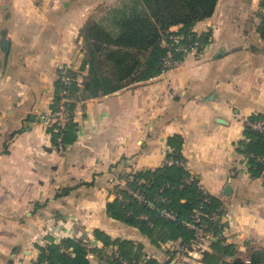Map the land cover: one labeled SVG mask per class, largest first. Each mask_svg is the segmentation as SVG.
Masks as SVG:
<instances>
[{
	"label": "crops",
	"instance_id": "crops-1",
	"mask_svg": "<svg viewBox=\"0 0 264 264\" xmlns=\"http://www.w3.org/2000/svg\"><path fill=\"white\" fill-rule=\"evenodd\" d=\"M138 1L0 0V264H33L39 246L66 238L118 255V245L105 246L97 231L132 241L147 259L167 264L180 241L155 243L107 207L121 198L119 190L140 181L137 173L169 165L175 135L183 139L184 169L223 203L224 240L240 251L264 247V174H252L240 145L249 119L264 118L262 0H218L214 13L193 27L208 36L203 50L178 55L175 67L157 77L94 94L85 87L93 78L90 61L99 64L93 75L116 80L118 70L104 53L93 56L84 27L100 21L112 30L123 15L145 9ZM61 65L75 78L68 118L77 139L66 153L48 133L60 109ZM77 182L84 185L56 196ZM149 208L163 216L160 207ZM90 259L102 264L95 253Z\"/></svg>",
	"mask_w": 264,
	"mask_h": 264
},
{
	"label": "trees",
	"instance_id": "trees-1",
	"mask_svg": "<svg viewBox=\"0 0 264 264\" xmlns=\"http://www.w3.org/2000/svg\"><path fill=\"white\" fill-rule=\"evenodd\" d=\"M217 1L139 0L138 4L145 9L134 10L128 15H123L120 22L114 23L112 30L100 21L89 22L84 27L83 33L86 41L94 50L93 56L94 54L101 56L104 53L117 68L118 77L114 80L104 75H93L99 66L97 63L95 65L94 58L90 61L93 78L85 82L86 89L94 94L99 89H102L103 93H111L132 83L146 81L162 74L165 69L163 61L167 52V47L164 45L174 34L170 28L182 25L180 32L191 31L196 23L214 13ZM262 8L264 10V0H262ZM262 19L260 32L264 37V11ZM205 39L207 42L208 36ZM73 85L75 86V83ZM70 93L71 97L72 92ZM73 108L71 104L70 110L73 111ZM73 119V116H70L64 128H61L58 122H53L48 127L53 146L58 150L61 138L64 153L68 150V146L77 139V125ZM260 121H264L260 115L249 119L245 129V140L240 143L242 153L248 156L254 176L264 174V163L257 159L259 156L264 157V132L252 126L253 123ZM169 143L174 149L172 156L175 159H182L183 139L175 135ZM189 176L190 174L183 167L168 165L155 171L137 173L136 178L140 181L144 180L143 184H140L138 180L129 183L131 189H141L147 197L153 198L163 184L169 182L171 187L165 189L163 193L168 196L169 203L160 206L170 209L175 214V220L166 219L149 206L139 204L134 195L125 189L119 190L121 198L108 204V214L118 221L139 228L148 238L154 239L155 243L180 241L181 245H190L195 232L186 223L192 222L195 210L201 209L206 215L201 217V224L206 226L208 231L219 236L218 239L210 240L209 250H202L204 264H264V247L251 249L246 258L235 244L224 240L222 232L225 225L209 218L213 214L223 216L225 209L222 201L209 195L208 201L204 202L206 197L196 183L185 184L181 187L183 179ZM81 185H84V182L69 183L59 190L56 196L69 195ZM38 208H41L39 204ZM141 215H147L148 220L141 219ZM96 236L107 247L117 244L118 255H109L106 251L91 248L83 240L66 238L59 243L50 241L46 246H39V255L33 264H92L90 255L94 253L97 254L102 264H125V262L128 264H161L153 258L147 259L142 253V246H137L132 241L113 240L101 231H97Z\"/></svg>",
	"mask_w": 264,
	"mask_h": 264
},
{
	"label": "built area",
	"instance_id": "built-area-1",
	"mask_svg": "<svg viewBox=\"0 0 264 264\" xmlns=\"http://www.w3.org/2000/svg\"><path fill=\"white\" fill-rule=\"evenodd\" d=\"M205 37L206 36L195 33L192 30L185 33L180 31L174 32V34L170 36V41L167 43V52L163 61L165 67L164 72L175 67L178 55L185 57L191 54H197L203 50L206 46ZM58 74L61 84L59 91L60 109L55 120H57L61 128H64L68 122V116L70 114V92L71 86L75 82V78L72 73V68L68 65H61L59 67ZM52 123L53 121H51V124ZM252 126L260 132H264V121L253 123ZM59 143L60 145L58 150L60 153H64V147L61 143V138L59 139ZM257 159L264 163V157L259 156ZM167 163L169 165H177L185 169L187 167V163L184 160L171 158L167 160ZM191 183H196L199 190L206 197L204 202L208 201L209 194L206 192L205 188L200 184L197 178L190 176L183 179L181 187H183L185 184ZM170 187V184L163 185L160 191L153 198H149L144 194L137 192H132V194H134V196L136 195L145 205L160 207L161 214L163 216L175 220V214L170 209L160 206L162 204L165 205L169 203L168 196L163 193L165 189ZM203 216L206 215H204L201 209H197L194 212L193 221L186 223V225L193 229L195 233L190 245H182L181 247L182 252L186 253L189 259H180L178 264H198L201 261V258H198V255L203 256L202 250L208 248L210 245V240L218 239L219 236H216L212 231H208L206 226L201 224V217ZM209 218L214 222H219L220 224L223 223L222 216H219L218 214H213ZM125 264L127 263L125 262Z\"/></svg>",
	"mask_w": 264,
	"mask_h": 264
},
{
	"label": "rangeland",
	"instance_id": "rangeland-1",
	"mask_svg": "<svg viewBox=\"0 0 264 264\" xmlns=\"http://www.w3.org/2000/svg\"><path fill=\"white\" fill-rule=\"evenodd\" d=\"M193 31V29H192ZM207 44V42H206ZM165 47H167V43L164 45ZM177 64V63H176ZM175 64V65H176ZM127 190L129 192H131L132 190L130 189V187L128 186ZM223 234V233H222ZM223 236V235H222ZM46 244V243H45ZM182 245H178L177 247L173 249H171L172 251V256H169V259H164V262L166 261L167 264H178L180 259H189L187 254L182 252L181 249ZM242 255H244L245 253H249L248 251H241ZM203 257V256H202ZM147 260V259H146ZM156 260V259H155ZM168 261V262H167Z\"/></svg>",
	"mask_w": 264,
	"mask_h": 264
},
{
	"label": "water",
	"instance_id": "water-1",
	"mask_svg": "<svg viewBox=\"0 0 264 264\" xmlns=\"http://www.w3.org/2000/svg\"><path fill=\"white\" fill-rule=\"evenodd\" d=\"M232 193V187L230 185H228L225 189V194L226 195H231Z\"/></svg>",
	"mask_w": 264,
	"mask_h": 264
}]
</instances>
